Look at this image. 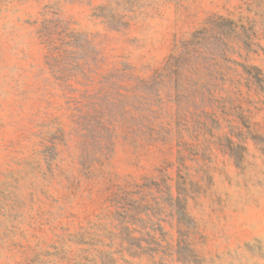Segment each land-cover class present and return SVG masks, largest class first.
<instances>
[{
	"label": "rangeland",
	"instance_id": "obj_1",
	"mask_svg": "<svg viewBox=\"0 0 264 264\" xmlns=\"http://www.w3.org/2000/svg\"><path fill=\"white\" fill-rule=\"evenodd\" d=\"M0 264H264V0H0Z\"/></svg>",
	"mask_w": 264,
	"mask_h": 264
}]
</instances>
